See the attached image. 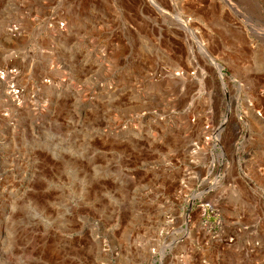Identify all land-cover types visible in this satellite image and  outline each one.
I'll list each match as a JSON object with an SVG mask.
<instances>
[{
    "label": "rangeland",
    "instance_id": "1",
    "mask_svg": "<svg viewBox=\"0 0 264 264\" xmlns=\"http://www.w3.org/2000/svg\"><path fill=\"white\" fill-rule=\"evenodd\" d=\"M0 264H264V0H0Z\"/></svg>",
    "mask_w": 264,
    "mask_h": 264
},
{
    "label": "bare ground",
    "instance_id": "2",
    "mask_svg": "<svg viewBox=\"0 0 264 264\" xmlns=\"http://www.w3.org/2000/svg\"><path fill=\"white\" fill-rule=\"evenodd\" d=\"M9 26H10V25H9ZM9 30H10V29H9ZM7 32H8V31H6V33H7ZM13 32H14V31H13ZM3 33H4V32H3ZM15 34H16V33H15ZM52 34H53V33H52ZM11 76H12V75H11L10 73H7V72L5 73V79H6V80H11V79H12ZM13 77H14V76H13ZM10 78H11V79H10ZM14 78H15V77H14ZM22 110H23V109H22Z\"/></svg>",
    "mask_w": 264,
    "mask_h": 264
}]
</instances>
